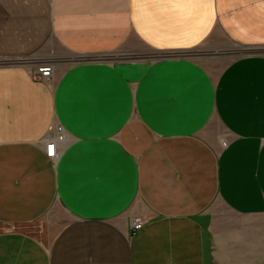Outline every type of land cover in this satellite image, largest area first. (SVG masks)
I'll list each match as a JSON object with an SVG mask.
<instances>
[{
	"label": "crops",
	"instance_id": "crops-1",
	"mask_svg": "<svg viewBox=\"0 0 264 264\" xmlns=\"http://www.w3.org/2000/svg\"><path fill=\"white\" fill-rule=\"evenodd\" d=\"M0 264H264V0H0Z\"/></svg>",
	"mask_w": 264,
	"mask_h": 264
},
{
	"label": "rangeland",
	"instance_id": "rangeland-1",
	"mask_svg": "<svg viewBox=\"0 0 264 264\" xmlns=\"http://www.w3.org/2000/svg\"><path fill=\"white\" fill-rule=\"evenodd\" d=\"M248 54H250V52L249 51L247 52L246 49L238 48L235 46H230L224 51L219 52L211 46V43L207 42L195 49L185 51L181 55H174V59L178 58V59H184V60H189V61L200 63L206 68V70L210 72L212 76L217 77L218 74L222 71V69L228 63L241 57V55L244 56ZM26 60H27V63L24 64V66L26 67H30L33 65V62H38L40 60H45V61L53 60L56 62V65L61 64L63 66H68L70 64H86V63H96V62L115 63L118 61V57L115 54L103 55L100 57L88 56L85 58L84 57H72V58L71 57H59L57 58L55 56H46L45 58L42 56H37L33 58L32 57L27 58ZM7 64L14 65V64H20V63L10 62ZM217 132L219 133V137H220V141H219L220 146L223 148L224 145L226 144L224 133L221 129H218ZM220 211H222L221 212V223L222 224L223 223L228 224L229 219L232 222L234 221L239 222V220L238 219L235 220V217L231 215L228 211H226L223 208V206H221ZM225 228L226 227H223L224 230ZM41 229L42 228H41L40 222L27 225L24 227V231H26V233H29L34 236L42 235ZM227 229L228 228H226V231H223V230L221 232L217 231V235H222V236L224 235V237L228 239L229 232L227 231Z\"/></svg>",
	"mask_w": 264,
	"mask_h": 264
},
{
	"label": "built area",
	"instance_id": "built-area-1",
	"mask_svg": "<svg viewBox=\"0 0 264 264\" xmlns=\"http://www.w3.org/2000/svg\"><path fill=\"white\" fill-rule=\"evenodd\" d=\"M16 62L20 64H26V59L18 60H11L8 61ZM56 69V62L53 60H40L38 62H33V65L30 66V76L32 81L36 83H50L52 81V78L54 76V72ZM57 132H61V129H57ZM58 141H62L63 136L58 135L56 138ZM56 145L54 142L46 143L45 150L48 157H53L55 154ZM145 223V220L140 217H133L130 221V231L131 233H135L136 231H139Z\"/></svg>",
	"mask_w": 264,
	"mask_h": 264
},
{
	"label": "water",
	"instance_id": "water-1",
	"mask_svg": "<svg viewBox=\"0 0 264 264\" xmlns=\"http://www.w3.org/2000/svg\"><path fill=\"white\" fill-rule=\"evenodd\" d=\"M248 52V51H247Z\"/></svg>",
	"mask_w": 264,
	"mask_h": 264
}]
</instances>
